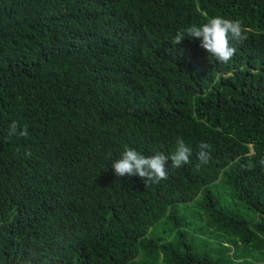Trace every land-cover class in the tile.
I'll return each mask as SVG.
<instances>
[{
    "label": "trees",
    "instance_id": "16d2710c",
    "mask_svg": "<svg viewBox=\"0 0 264 264\" xmlns=\"http://www.w3.org/2000/svg\"><path fill=\"white\" fill-rule=\"evenodd\" d=\"M121 2L0 0V264H264V0H151L156 19L232 18L247 39L227 63L189 40L154 64L156 86L149 65L132 81L149 88L136 97L121 92L131 51H172L180 29L151 24L136 38ZM160 101L174 114L149 125L195 134L208 162L192 154L150 186L112 176V152L98 166L90 146L109 149L103 134L130 131ZM13 120L28 137L8 138ZM251 141L254 156L230 158Z\"/></svg>",
    "mask_w": 264,
    "mask_h": 264
},
{
    "label": "clouds",
    "instance_id": "9594fccd",
    "mask_svg": "<svg viewBox=\"0 0 264 264\" xmlns=\"http://www.w3.org/2000/svg\"><path fill=\"white\" fill-rule=\"evenodd\" d=\"M116 1L119 2V0ZM126 1L128 2H121L125 5V8L119 14V22L124 32L138 38L147 32L155 30L151 24L163 26L171 24V27L180 29L171 41L173 45H177L172 51L155 56L149 61L143 60L141 54L136 50L134 52L131 51L129 68L123 72L126 79L121 87V90H123L121 92L133 97H136L140 91L149 88H143L144 85L137 86L132 84V81L137 80L149 65L152 76L148 84L149 87L150 85H152L151 87L156 86L153 77L154 64L163 56L171 55L160 62L187 53L190 50L188 46L189 40L199 39L200 47L206 50L217 62L227 63L236 53L237 46L247 39L245 29L239 20L213 16L208 18L207 22L202 25H191L184 28L179 26L182 24L179 22L172 21L169 23L156 19L158 6L152 4L151 0ZM167 7L168 5L165 8ZM175 8L176 4H173L170 8L171 14ZM163 9H160V11ZM196 9L200 12L198 6H196ZM130 77L131 79L127 84V80ZM173 114L168 102L162 103L160 101V104L152 111L138 114L139 118L130 131L126 129H121L120 131L110 130V132L103 134L102 137L108 142L109 149L105 150L104 145H99L100 140H98V143L95 142V146H90L93 155L99 158L98 166L101 162L107 161L108 153L112 152L115 156L114 159H116L112 162V168L114 169V172L111 173L112 176L115 175L119 179L137 180L142 185L150 186L166 180L170 167L178 169L183 165L187 166L191 162L192 154H195L198 162L206 164L210 157L211 145L200 140L198 136L195 138V134L187 135L182 133L181 135H173L171 132L164 130L165 134H163L158 130L160 128L155 129L148 123L149 120L156 119L158 115L163 116L162 119L167 120L166 117L171 118ZM28 135L27 125L21 127L19 122L15 120L9 125V139L12 137L24 138L28 137ZM154 145L162 148L164 152H155ZM195 145H199L198 154L192 150ZM244 149L237 157H235V152H233L230 158L239 162L242 158L252 157L257 152L253 141L245 143ZM25 156L30 158L31 151L26 150ZM260 163L264 165V159ZM104 213L111 220L112 218L123 220L121 217L122 211L119 209H110L104 206Z\"/></svg>",
    "mask_w": 264,
    "mask_h": 264
}]
</instances>
